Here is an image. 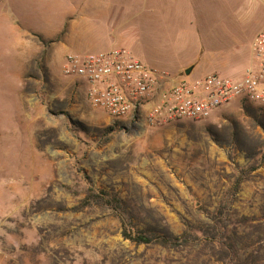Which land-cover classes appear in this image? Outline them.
I'll return each mask as SVG.
<instances>
[{
	"label": "rangeland",
	"instance_id": "1",
	"mask_svg": "<svg viewBox=\"0 0 264 264\" xmlns=\"http://www.w3.org/2000/svg\"><path fill=\"white\" fill-rule=\"evenodd\" d=\"M85 1L0 0V264H264V108L236 99L203 120L109 124L61 72L67 55L84 56H64L62 37ZM129 1L114 6L123 13ZM137 1L139 20L150 11ZM224 1L211 2L215 33ZM260 1L236 0L245 37L261 21ZM159 17L190 24L179 11ZM90 187L119 207H83ZM122 221L191 243L137 245Z\"/></svg>",
	"mask_w": 264,
	"mask_h": 264
},
{
	"label": "crops",
	"instance_id": "2",
	"mask_svg": "<svg viewBox=\"0 0 264 264\" xmlns=\"http://www.w3.org/2000/svg\"><path fill=\"white\" fill-rule=\"evenodd\" d=\"M142 1L148 6L150 14H145L137 20L143 10L138 11L137 0L135 5L132 0L129 1L123 13L124 8L114 6L115 0H86L76 15L69 19L63 34L62 52H67L64 56L69 53L96 55L112 48L126 49L147 67L177 79H182L181 75L189 68L192 69L189 75L195 69L204 71L207 75L221 76H241L245 72L251 59L252 41L264 26L263 1L257 6L258 10L262 11L261 21L252 26V29L249 27L251 31L248 37L243 34L246 29L242 27L245 26L237 20L238 11L246 5L236 6V0H225L222 4L224 17L216 18L215 26L219 29L217 33L209 27L215 20L211 9L213 0ZM232 9L233 14L234 11H237V14L229 18L226 12ZM172 10L179 11L181 16L182 13L186 14L190 24L184 25L183 28L181 25L174 27L165 22L160 24V11L161 14H166ZM194 13H197V16H192ZM135 19L137 21H134ZM163 20L165 21L164 17ZM203 22L201 27L199 24ZM247 39H250L249 42ZM247 43L250 45L247 51L249 53L243 57L235 56V45ZM187 51L196 53L194 58L181 55ZM71 94L75 99L82 95L87 101L83 86H77V91ZM237 106L227 105L224 108L229 111ZM108 123L113 122L108 118Z\"/></svg>",
	"mask_w": 264,
	"mask_h": 264
},
{
	"label": "built area",
	"instance_id": "3",
	"mask_svg": "<svg viewBox=\"0 0 264 264\" xmlns=\"http://www.w3.org/2000/svg\"><path fill=\"white\" fill-rule=\"evenodd\" d=\"M61 72L83 86L91 107L113 124L159 126L203 120L236 99L264 108V26L251 44V59L241 76L209 74L195 83L147 67L128 50L65 57Z\"/></svg>",
	"mask_w": 264,
	"mask_h": 264
},
{
	"label": "trees",
	"instance_id": "4",
	"mask_svg": "<svg viewBox=\"0 0 264 264\" xmlns=\"http://www.w3.org/2000/svg\"><path fill=\"white\" fill-rule=\"evenodd\" d=\"M116 204L118 207L120 205V200L115 197L110 200V196L104 191H95L93 188L88 189V194L86 195L82 205L83 207L90 206L92 204L111 206ZM123 223V221H122ZM123 225L122 236L125 240H128L137 245L140 244H156L166 249H176L181 246H186L191 243V235H183L178 238L169 237H148L142 232L133 231Z\"/></svg>",
	"mask_w": 264,
	"mask_h": 264
},
{
	"label": "water",
	"instance_id": "5",
	"mask_svg": "<svg viewBox=\"0 0 264 264\" xmlns=\"http://www.w3.org/2000/svg\"><path fill=\"white\" fill-rule=\"evenodd\" d=\"M191 70H192L191 68L187 69V70L185 71V74H186V75H189L190 72H191Z\"/></svg>",
	"mask_w": 264,
	"mask_h": 264
}]
</instances>
